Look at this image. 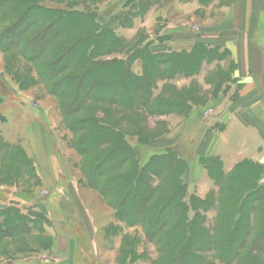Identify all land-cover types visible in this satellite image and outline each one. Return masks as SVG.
<instances>
[{
    "label": "rangeland",
    "instance_id": "obj_1",
    "mask_svg": "<svg viewBox=\"0 0 264 264\" xmlns=\"http://www.w3.org/2000/svg\"><path fill=\"white\" fill-rule=\"evenodd\" d=\"M31 1L42 11L67 17L65 24L71 37L80 36L91 20L97 28L110 29L126 45L123 53L110 59H125L137 74L142 72L143 62L131 65L130 51L145 46L151 51V41L163 28L162 20L151 21V7L160 0ZM14 8L0 9V264H165L181 235L176 225L178 218L170 220L157 240L149 233L150 227L134 223L139 216L147 219L149 211L142 213L136 204L134 214L127 216L130 220L121 221L117 209L108 202L111 194L104 198L88 186L84 164L89 158L82 156L75 146L82 132H74L71 128L74 117L66 116L60 98L53 95L54 91L63 93V90L55 79H48V68L44 67L48 52L42 57V48L35 47L23 55L22 47L18 46L20 40L25 44L34 28L41 24H35L20 36L17 32L38 16L28 15V21L20 23L18 31H14L23 11ZM2 12H7V18ZM165 53L168 52L159 54ZM226 55L227 51L219 61L202 62L194 76H175L167 82H158L153 97L167 98L168 91L173 90L189 98L186 102L191 107L175 109L176 113L152 115L147 109H140L131 116L120 107L89 103L86 113L77 114L88 118L93 112L100 122L124 117L120 126L129 134L126 140L141 167L147 166L155 155L173 152L182 167L177 180L182 183L181 214L187 216L188 225L200 224L210 232L222 222L214 208L220 187L209 170L211 163H219L220 159L203 151L208 142H214L210 139L212 132L227 128L229 114L223 100L236 99L238 94L236 90L229 93V83L235 82L232 72L236 64L225 60ZM256 62L261 67V61ZM223 66L229 69L223 70ZM220 111H223L220 117L227 114L226 118L216 122ZM259 166L257 169L249 166L245 173H251L248 175L251 178L242 177L233 190L244 188L255 176L259 177L258 185H264V168ZM222 169L228 175L234 168L228 170L222 164ZM148 176L160 194L165 195L173 188V180L168 183L163 180L164 172L162 179ZM101 182L104 184L105 178ZM228 187L229 184L222 194L224 215L234 202L232 189ZM125 206L133 207L130 202ZM93 213L101 217L98 223L103 228L99 232L88 221ZM263 213L262 208L257 217ZM54 239L58 244L56 250ZM198 257L205 261L203 264H225L214 252H200Z\"/></svg>",
    "mask_w": 264,
    "mask_h": 264
},
{
    "label": "trees",
    "instance_id": "obj_2",
    "mask_svg": "<svg viewBox=\"0 0 264 264\" xmlns=\"http://www.w3.org/2000/svg\"><path fill=\"white\" fill-rule=\"evenodd\" d=\"M7 6L23 10L17 18L21 21L16 23L14 31H18L20 23L28 21V15L38 16L32 22L28 21L20 33L17 32L20 36L35 24H41L37 29L34 28L32 37L25 44H21L20 40L18 46L22 47L19 48L23 55L28 50L34 51L35 47L42 48V57L48 52L44 63V67L48 68V79H55L56 85L63 90V93L56 90L53 95L60 98V107L66 116L74 117L71 126L74 132H82L75 146L82 156L89 158L84 164L88 186L104 198L111 194L108 202L117 209L121 221L130 220L127 216L134 214L137 204L141 212L147 210L151 215L147 219L136 217L134 223L150 227L149 233L160 240L170 220L178 218L176 225L181 235L171 247L165 264H192L195 261L196 264H203L205 261L198 257L200 252H214L225 264H264V213L257 217L258 211L264 210V185H258L259 177L255 176L244 188L233 190L242 177L251 178L248 176L251 173L247 174L245 170L249 166L260 168L259 164L244 161L225 175L218 158L220 164L215 161L211 163L209 170L220 187L219 199H215L214 208L222 222L219 228L218 225L214 226L210 232L201 228L200 224L188 225L190 221L187 216L184 218L181 214L184 207L183 197L180 199L182 183L177 180L182 167L173 152L167 150V155H155L147 166L141 167L126 140L129 134L120 126L124 117L100 122L92 115L93 112L88 118L77 115L84 111L86 113L89 103L120 107L131 116H135L140 109H147L152 115H168L176 113L175 109L191 107L186 102L189 98L184 94L169 90L167 98L159 99L158 96L153 97V91L158 82H167L175 76H194L202 62L219 61L225 51L209 48L202 42L195 44L191 51H172L161 55L152 53L147 46L138 47L131 50L128 56L131 65L135 61L143 62L142 72L137 74L125 59H110L113 55L123 53L126 47L125 42L116 38L110 29L97 28L91 20V25L82 29L80 36L71 37L68 35L70 28L65 24L67 17L63 18V15L42 11L31 0H0V9ZM2 13L7 18V12ZM63 36L67 37L57 42ZM52 45L55 47L50 48ZM138 136L141 140L142 136ZM240 168L243 169L240 171ZM163 172V180L166 182L167 179V183L173 180L174 183L165 195L159 193L148 176L161 178ZM103 178L104 184L101 182ZM228 184L234 202L229 207L225 204L229 212L224 215L222 194ZM129 202L133 207L127 209L125 205ZM155 226L159 227L158 230L152 229Z\"/></svg>",
    "mask_w": 264,
    "mask_h": 264
},
{
    "label": "crops",
    "instance_id": "obj_3",
    "mask_svg": "<svg viewBox=\"0 0 264 264\" xmlns=\"http://www.w3.org/2000/svg\"><path fill=\"white\" fill-rule=\"evenodd\" d=\"M153 7L151 21L162 20L163 27L151 41L153 53L191 51L202 42L227 51L224 59L235 61L229 93L238 91L237 98L223 100L229 116L220 117V111L216 121L226 118L227 128L212 132L214 142L203 152L220 159L228 170L244 161L264 168V0H160ZM90 215L89 223L99 232L100 214Z\"/></svg>",
    "mask_w": 264,
    "mask_h": 264
}]
</instances>
